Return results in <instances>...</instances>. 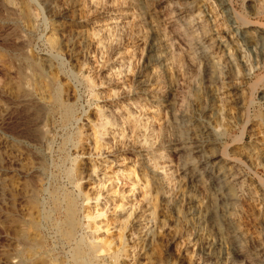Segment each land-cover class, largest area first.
<instances>
[{
    "label": "rangeland",
    "instance_id": "obj_1",
    "mask_svg": "<svg viewBox=\"0 0 264 264\" xmlns=\"http://www.w3.org/2000/svg\"><path fill=\"white\" fill-rule=\"evenodd\" d=\"M220 1L0 0V264H264V0Z\"/></svg>",
    "mask_w": 264,
    "mask_h": 264
},
{
    "label": "bare ground",
    "instance_id": "obj_2",
    "mask_svg": "<svg viewBox=\"0 0 264 264\" xmlns=\"http://www.w3.org/2000/svg\"><path fill=\"white\" fill-rule=\"evenodd\" d=\"M221 6L224 9V11L226 12V15L228 16L229 19L231 20H239L240 17H238L237 14H235L230 8H229V3L227 0H221ZM230 2V1H229ZM241 20V19H240ZM243 26L245 28V30H243V41L245 43V45L251 49H256L259 43V38L262 37V32L264 31H260L261 28L258 26H254V25H249L246 22H243ZM260 47V46H259ZM260 52V51H259ZM155 58L151 57L149 58L148 62L151 63L154 61ZM115 123L110 121V120H106L104 122L99 123V125L104 128L106 125H114ZM107 132L104 131H98V135L99 136H103L105 135ZM193 177V176H192ZM152 178V177H151ZM125 221V219H124ZM123 221V222H124ZM122 224V222H121ZM124 224V223H123ZM140 224V223H139ZM138 220L136 222H132V224L130 225L129 229L131 232L130 233H134L135 229L138 227ZM122 226V225H121ZM133 231V232H132ZM101 242H92L91 246L93 247V253H96L98 251H102V247L103 246H107V247H111L112 245L116 246V242L114 239H101ZM103 242V243H102ZM119 244H123L122 241L119 242ZM104 250V249H103ZM100 254V253H99ZM98 255V254H95Z\"/></svg>",
    "mask_w": 264,
    "mask_h": 264
}]
</instances>
